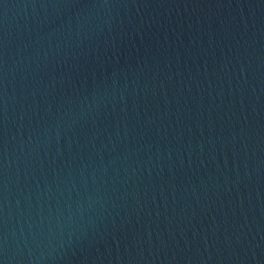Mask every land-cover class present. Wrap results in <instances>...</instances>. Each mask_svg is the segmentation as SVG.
<instances>
[{
    "label": "water",
    "instance_id": "1",
    "mask_svg": "<svg viewBox=\"0 0 264 264\" xmlns=\"http://www.w3.org/2000/svg\"><path fill=\"white\" fill-rule=\"evenodd\" d=\"M0 264H264V0H0Z\"/></svg>",
    "mask_w": 264,
    "mask_h": 264
}]
</instances>
